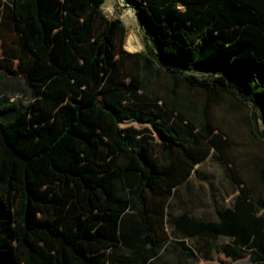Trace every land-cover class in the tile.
Returning a JSON list of instances; mask_svg holds the SVG:
<instances>
[{
	"label": "trees",
	"instance_id": "trees-1",
	"mask_svg": "<svg viewBox=\"0 0 264 264\" xmlns=\"http://www.w3.org/2000/svg\"><path fill=\"white\" fill-rule=\"evenodd\" d=\"M123 1L144 28L143 52L123 48L126 27L105 0H0V30L21 50L0 55V72L32 96L0 100V264H191L194 250L162 221L173 190L211 155L238 187L241 214L199 230L227 240L226 258L264 264V163L242 178L231 131L210 113L228 96L264 138L245 113L259 109L264 124V0ZM161 72L165 95L154 90ZM182 85L202 92L203 107ZM132 122L158 131L157 151ZM178 227L197 230L185 216Z\"/></svg>",
	"mask_w": 264,
	"mask_h": 264
},
{
	"label": "rangeland",
	"instance_id": "rangeland-1",
	"mask_svg": "<svg viewBox=\"0 0 264 264\" xmlns=\"http://www.w3.org/2000/svg\"><path fill=\"white\" fill-rule=\"evenodd\" d=\"M2 1L6 6L11 4V0ZM110 1L111 0L105 1L103 10L110 18H119L123 21L126 27V35L123 39V48L131 53L145 51L146 44L144 28L139 23L135 10H131L130 12V9L120 6L118 0H112V3L109 6L110 8H108L107 4H109ZM130 1L133 2L132 0ZM130 37H133L134 40L132 45L134 47L133 50H130L127 46L128 39ZM2 54L19 57L21 55V50L16 37L12 33L1 29L0 55ZM17 63L18 61L16 60L15 65H17ZM188 74L194 75L198 78H206L208 76L206 73L200 71ZM168 85L169 77L161 72L157 79V85L154 86L155 93L165 95L166 87ZM178 93L179 95L186 96L189 100L194 101L199 108L203 107L205 97L201 94L202 92L189 90L187 87L182 85L178 89ZM3 98L16 100L23 105H27L32 96L21 76L12 77L0 72V100ZM231 103L232 101L230 97L223 96L222 100L211 106L210 113L220 128L231 131L233 139L229 146L230 152L234 155L240 175L242 178L248 180L252 176L255 177L258 173V170L255 169L252 164L254 163V165L260 166L264 163V138H255L250 132V129L245 124L240 122L236 115L231 113ZM246 110H248L245 112L246 114L251 115L253 113L257 116L258 131L264 135V124L260 119L259 109L249 107ZM126 125H132L139 129L149 128L155 139L156 146L154 149L157 151L158 144L161 141V136L155 128L150 127L149 125H141L133 122L125 123L124 126ZM246 164L252 165V167L249 170H246L244 169ZM201 169L206 170L209 174L215 176V178H210L212 181L223 177V169L215 158L210 159V161L202 166ZM213 185L214 184H208V188L210 189ZM222 243L223 242L221 241H208L203 252V255L207 256L204 258L205 261L199 263L198 259L194 258L191 264L196 262H198L196 264H251L250 259L245 256L237 261L226 258L221 252ZM211 254H213L212 257H210Z\"/></svg>",
	"mask_w": 264,
	"mask_h": 264
},
{
	"label": "crops",
	"instance_id": "crops-1",
	"mask_svg": "<svg viewBox=\"0 0 264 264\" xmlns=\"http://www.w3.org/2000/svg\"><path fill=\"white\" fill-rule=\"evenodd\" d=\"M111 3L112 0L107 4L108 8H110ZM104 6L105 3L103 8ZM131 10L134 9H130V12ZM212 158H215L223 169V177L213 181L210 178H215V176L201 169ZM244 169H248V164L245 165ZM208 184L214 185L209 189ZM238 195L239 189L234 184L229 170L219 159L211 155L194 168L190 177L183 184L177 186L168 199L162 221L167 235L173 241H185L194 250L198 262L205 261L204 258L207 256H204L203 252L208 240L199 228L208 223L220 224L221 215L227 210H231L236 213V216H240L239 206L235 203ZM261 214L262 211H259L256 216L260 217ZM184 216L197 229L193 234L178 227L179 220ZM220 241L226 242L227 240L222 239ZM173 251L175 254L170 255L171 257L179 258L181 256L178 249L174 248ZM212 256L213 254L210 255V257Z\"/></svg>",
	"mask_w": 264,
	"mask_h": 264
},
{
	"label": "bare ground",
	"instance_id": "bare-ground-1",
	"mask_svg": "<svg viewBox=\"0 0 264 264\" xmlns=\"http://www.w3.org/2000/svg\"><path fill=\"white\" fill-rule=\"evenodd\" d=\"M133 37H130L129 39H128V44H127V46H128V48L129 49H134V47L132 46L133 45ZM142 46V45H141Z\"/></svg>",
	"mask_w": 264,
	"mask_h": 264
},
{
	"label": "built area",
	"instance_id": "built-area-1",
	"mask_svg": "<svg viewBox=\"0 0 264 264\" xmlns=\"http://www.w3.org/2000/svg\"><path fill=\"white\" fill-rule=\"evenodd\" d=\"M118 3L120 4V6L124 7L125 8V3L123 0H118ZM111 15L113 16V14L111 13Z\"/></svg>",
	"mask_w": 264,
	"mask_h": 264
}]
</instances>
